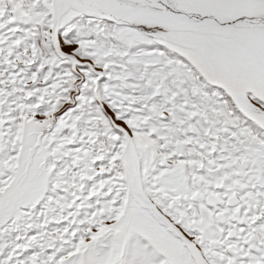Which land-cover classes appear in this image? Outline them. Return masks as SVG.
I'll use <instances>...</instances> for the list:
<instances>
[{"label":"snow or ice","instance_id":"1","mask_svg":"<svg viewBox=\"0 0 264 264\" xmlns=\"http://www.w3.org/2000/svg\"><path fill=\"white\" fill-rule=\"evenodd\" d=\"M0 264H264V0H0Z\"/></svg>","mask_w":264,"mask_h":264}]
</instances>
